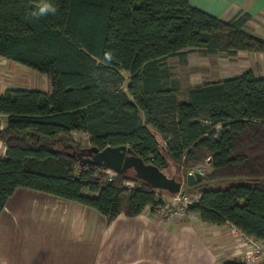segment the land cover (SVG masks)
I'll return each mask as SVG.
<instances>
[{
  "label": "trees",
  "instance_id": "16d2710c",
  "mask_svg": "<svg viewBox=\"0 0 264 264\" xmlns=\"http://www.w3.org/2000/svg\"><path fill=\"white\" fill-rule=\"evenodd\" d=\"M45 2L56 12L33 16ZM249 17L222 20L189 0H0V56L48 78L46 91L0 94V213L19 187L84 204L108 224L172 195L131 169L110 176L80 162L84 134L88 147L128 145L162 171L205 168L182 187L199 195L185 214L264 240V78L247 69L182 89L166 63L193 51L264 52V38L244 28Z\"/></svg>",
  "mask_w": 264,
  "mask_h": 264
},
{
  "label": "crops",
  "instance_id": "0c3cea01",
  "mask_svg": "<svg viewBox=\"0 0 264 264\" xmlns=\"http://www.w3.org/2000/svg\"><path fill=\"white\" fill-rule=\"evenodd\" d=\"M189 2L222 20L247 12L245 30L264 38V0ZM223 58L224 68L207 81L247 69L264 78V52L240 50ZM14 87L46 91L48 78L0 56V94ZM244 250L231 224H208L197 214L164 219L145 208L136 216L120 213L108 224L84 204L24 187L0 213V264H221L243 259Z\"/></svg>",
  "mask_w": 264,
  "mask_h": 264
},
{
  "label": "water",
  "instance_id": "95a60500",
  "mask_svg": "<svg viewBox=\"0 0 264 264\" xmlns=\"http://www.w3.org/2000/svg\"><path fill=\"white\" fill-rule=\"evenodd\" d=\"M78 155L80 156V153ZM80 162L102 165L115 172H125L133 168L137 177L148 181L155 188L165 189L172 194H177L182 187V180L168 177L164 171L146 164L128 145L107 147L103 150L87 147L85 154L80 158ZM201 178L202 173L195 172L187 174L185 182L191 185Z\"/></svg>",
  "mask_w": 264,
  "mask_h": 264
},
{
  "label": "rangeland",
  "instance_id": "374dc122",
  "mask_svg": "<svg viewBox=\"0 0 264 264\" xmlns=\"http://www.w3.org/2000/svg\"><path fill=\"white\" fill-rule=\"evenodd\" d=\"M224 53L218 55L205 54L198 51L190 52L185 60L178 57H171L167 60V64L171 68L173 79L177 80L182 89L189 85L207 81L209 78H216L218 71L224 68ZM222 64V65H221ZM76 139L82 147H88L89 141L86 136L76 135ZM131 172L134 171L130 168ZM205 169V168H204ZM168 177H174L176 180L186 177L187 174H179L177 167L170 165L164 170ZM185 184V183H184ZM186 214H184L185 216ZM163 217L162 215H160ZM182 216V215H180ZM177 217V216H174ZM164 218V217H163ZM164 219H167L166 217Z\"/></svg>",
  "mask_w": 264,
  "mask_h": 264
},
{
  "label": "built area",
  "instance_id": "2783aa9c",
  "mask_svg": "<svg viewBox=\"0 0 264 264\" xmlns=\"http://www.w3.org/2000/svg\"><path fill=\"white\" fill-rule=\"evenodd\" d=\"M4 124H5V118L3 115L0 114V126H3ZM86 137L87 139H89L88 136ZM6 155H7L6 145L0 141V159L4 158ZM108 171L110 172V176H112L115 173V171L109 168ZM195 172H201L203 175L204 168L192 167L188 170L187 174H191ZM184 183H185V178L182 179V187ZM182 187L177 194H172V195L165 194L162 196L159 195L162 201H164V205L156 207L153 213L162 215L164 218L166 217L167 219H171L174 216H180V215L183 216L185 214V209L187 205L197 202L199 199V195L185 193L183 192ZM147 208L149 209V211H151L150 207ZM231 226L234 232L237 235H239L242 242L245 244V250L243 253L244 262L246 264H261V263L264 264V240H260L252 236H249L243 233L235 226L233 225Z\"/></svg>",
  "mask_w": 264,
  "mask_h": 264
},
{
  "label": "clouds",
  "instance_id": "9594fccd",
  "mask_svg": "<svg viewBox=\"0 0 264 264\" xmlns=\"http://www.w3.org/2000/svg\"><path fill=\"white\" fill-rule=\"evenodd\" d=\"M55 12H56V8L51 3L45 2L41 7H39L37 11L33 12L32 15L36 17H43L48 15L49 13L54 14ZM105 58L106 60L111 61L112 60L111 53H106Z\"/></svg>",
  "mask_w": 264,
  "mask_h": 264
}]
</instances>
